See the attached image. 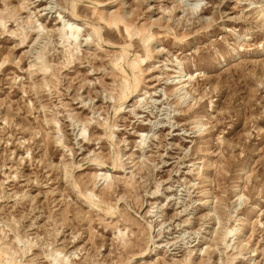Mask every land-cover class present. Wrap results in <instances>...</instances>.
Masks as SVG:
<instances>
[{
  "label": "rangeland",
  "instance_id": "obj_1",
  "mask_svg": "<svg viewBox=\"0 0 264 264\" xmlns=\"http://www.w3.org/2000/svg\"><path fill=\"white\" fill-rule=\"evenodd\" d=\"M69 1L0 0V264H264V1Z\"/></svg>",
  "mask_w": 264,
  "mask_h": 264
},
{
  "label": "bare ground",
  "instance_id": "obj_2",
  "mask_svg": "<svg viewBox=\"0 0 264 264\" xmlns=\"http://www.w3.org/2000/svg\"><path fill=\"white\" fill-rule=\"evenodd\" d=\"M74 4L76 5L75 0L69 1V3L67 4L68 5L67 10H64L63 12H67V13L69 12V13H71L70 11H71V8L73 6H75ZM254 5H255L254 8H261V6L258 3L257 4H254ZM43 10L46 11V10H50V9L44 8ZM59 10L58 11H55V12H58L57 18H58L59 21L63 22V24H62V27L61 28H57V31L63 30V31H69V32H73V33H75L76 31H79L78 26L75 25L74 23H69V22L63 21L64 16L61 15V13H60L61 11L59 12ZM260 13L264 17V13L262 11H260ZM72 16H74V15L72 14ZM109 21L112 22L115 26H123L125 28V30H127L128 27H129L128 22H127V18L124 15H121V16H119V15H112V16L109 17ZM152 22H154V21H150V19H149V23H152ZM33 31H34L33 33H36L37 37L35 38L33 45H31L30 50L26 52V54H28V55H31L32 54V51L34 50L33 47L41 39V37L43 36V33H44V29L42 27L37 28L35 26ZM176 73H177V75L174 76V77H172L169 80H172L173 81L172 82L173 85H179V87L175 90L176 91V96L179 99H184V97L187 96V95L182 96L183 94L181 92L183 90L184 83L188 79L187 78L188 75L185 73V71H184L183 68H179V70L177 69V72ZM68 181L72 185V178H71V176H68Z\"/></svg>",
  "mask_w": 264,
  "mask_h": 264
}]
</instances>
